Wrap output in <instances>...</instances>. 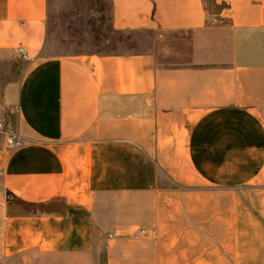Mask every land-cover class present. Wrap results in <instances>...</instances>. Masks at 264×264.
Wrapping results in <instances>:
<instances>
[{"label":"crops","instance_id":"crops-1","mask_svg":"<svg viewBox=\"0 0 264 264\" xmlns=\"http://www.w3.org/2000/svg\"><path fill=\"white\" fill-rule=\"evenodd\" d=\"M112 7L156 39L46 56L49 0H0V259L264 264V0Z\"/></svg>","mask_w":264,"mask_h":264},{"label":"rangeland","instance_id":"rangeland-1","mask_svg":"<svg viewBox=\"0 0 264 264\" xmlns=\"http://www.w3.org/2000/svg\"><path fill=\"white\" fill-rule=\"evenodd\" d=\"M218 10V6H212ZM112 0H49L46 56L143 50L155 36L149 32L119 31L113 27ZM27 65L15 61L0 71V98L6 82L21 76ZM11 112V111H10ZM11 122L16 124L17 111ZM56 257L1 258L0 264H54Z\"/></svg>","mask_w":264,"mask_h":264},{"label":"built area","instance_id":"built-area-1","mask_svg":"<svg viewBox=\"0 0 264 264\" xmlns=\"http://www.w3.org/2000/svg\"><path fill=\"white\" fill-rule=\"evenodd\" d=\"M20 51H23V49L20 48ZM0 133L5 137L8 147H14L19 144V135L16 130L11 125H6L4 121H0Z\"/></svg>","mask_w":264,"mask_h":264},{"label":"trees","instance_id":"trees-1","mask_svg":"<svg viewBox=\"0 0 264 264\" xmlns=\"http://www.w3.org/2000/svg\"><path fill=\"white\" fill-rule=\"evenodd\" d=\"M2 105V104H1ZM5 112H6V119H7V122H11V117H12V113L10 112V110H8V109H5ZM5 123V122H4ZM6 125H9V124H7V123H5ZM105 259H106V254L105 253H103V255H102V261H103V263L105 262Z\"/></svg>","mask_w":264,"mask_h":264}]
</instances>
